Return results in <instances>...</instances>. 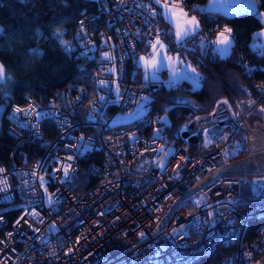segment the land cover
<instances>
[{
  "label": "built area",
  "instance_id": "obj_1",
  "mask_svg": "<svg viewBox=\"0 0 264 264\" xmlns=\"http://www.w3.org/2000/svg\"><path fill=\"white\" fill-rule=\"evenodd\" d=\"M99 1L105 8L102 23L97 25L98 14L90 12L73 29L76 54L95 63L94 84L69 83L64 103L50 98L42 104L26 96L8 107L7 129L21 140L42 136V112L58 131L42 141L37 158L0 163V202H21L13 215L0 211V264H188L218 242L230 249L215 264H255L264 254V222L251 238L243 239V230L248 216H264V175L218 173L198 184L210 170L248 150L241 127L246 113L228 128L211 131L195 152L175 144L161 165L156 162L166 141L143 132L149 116L112 122L150 87L139 67L140 44L164 37L188 47L197 39L211 42L225 27L233 34L231 25L199 22L177 41L161 24L154 0ZM177 1L199 19L202 4ZM251 85L257 104L264 98V76ZM80 121L92 128L80 129ZM86 149L102 153L99 162L88 165L98 179L75 192L70 181ZM242 181L248 184L245 194Z\"/></svg>",
  "mask_w": 264,
  "mask_h": 264
},
{
  "label": "trees",
  "instance_id": "obj_2",
  "mask_svg": "<svg viewBox=\"0 0 264 264\" xmlns=\"http://www.w3.org/2000/svg\"><path fill=\"white\" fill-rule=\"evenodd\" d=\"M205 1L186 0V5L203 4ZM263 1L257 0L259 7ZM90 12L98 14L95 23L101 24L105 8L99 0H0V65L7 77L0 86V163H8L10 160L24 163L37 158L44 149L42 141H49L58 131L51 117L42 112V136L21 140L7 129V110L10 104L22 103L26 96L42 104L48 103L50 98L64 103L65 89L69 83L94 84L90 73L95 63L76 54L73 36L78 18ZM197 13L203 25L216 26L222 22L231 25L233 43L229 50L219 53L211 42L194 41L188 47H176L167 41L170 50H178L182 58L198 70L199 85L192 86L187 78H180L169 85L162 78H147L150 87L145 101L146 109L141 116L128 120L149 116V123L142 129L145 134L156 135L162 141H172L174 144H186L190 152H195L207 141L203 135L204 126L209 127V135L211 131L228 128L234 122L228 116L220 122L212 118L217 110H225L219 106L220 101L225 99L234 104L248 97L256 100L257 94L251 81L264 76V52L252 43L254 30L263 25L262 8L258 11L224 13L203 5L197 9ZM159 16L161 24L169 27ZM139 46V53L148 51V45ZM242 57L246 58V62L244 60L243 63ZM139 67L142 71L141 64ZM247 69L251 71L247 72ZM164 70L162 68L161 71ZM86 100L80 106L79 115L87 106ZM188 101L194 103L195 107ZM257 104L264 105V98ZM163 114L167 116V122H163L160 117ZM195 115L201 116L206 124L202 125L201 132L198 127L189 133L187 125L189 122L194 124ZM80 123L82 130L92 128L88 122ZM246 152L247 148L239 156ZM101 156L102 153L96 149H86L79 153L78 169L70 181L75 192L88 188L98 179L88 165L92 161L99 162ZM240 188L241 194L247 193V181H242ZM17 201L16 198L11 204L0 202V211L13 215V207L21 205ZM263 222V215L248 216L243 239L256 235V228ZM229 249L230 245L218 242L213 250L188 264H215L220 254Z\"/></svg>",
  "mask_w": 264,
  "mask_h": 264
},
{
  "label": "rangeland",
  "instance_id": "obj_3",
  "mask_svg": "<svg viewBox=\"0 0 264 264\" xmlns=\"http://www.w3.org/2000/svg\"><path fill=\"white\" fill-rule=\"evenodd\" d=\"M228 3L229 4L227 6L231 5L230 1ZM263 32H264V28H261V27L254 30L253 33L255 37L252 39V43H254L255 46L262 45L264 47V33ZM256 33H258L259 35L256 36ZM157 39H159V41L166 46L165 54L167 56L176 58L177 62L175 63V66L173 68V66L167 60H163V56H162L161 57V59L163 60L162 66L158 65L156 68L146 69L144 66V62L141 60V57H144L146 60L151 59L153 50L150 45L148 48V51H144V52L141 51L138 54V61L142 67L143 77L144 78H162L163 82L167 85L176 82L180 78H187L188 80L191 81L192 86L199 85L198 70L191 63L183 59L182 56L179 54L178 50L171 51L168 48V42L166 39L164 38H157ZM156 40H154L152 43H155ZM202 41L203 40H201V43ZM162 68H165V70L161 71ZM192 69H195V72H193ZM147 98H148V95L142 96L138 100L137 104L134 105L131 109L127 110L124 113L117 112L113 116L112 122H119V121L124 122L130 119H133L135 117L141 116L146 109L145 101L147 100ZM254 101L255 100L248 97V98L235 101L234 104L233 103L230 104L229 101L222 99L219 103V106L225 108V110H220V111L217 110L216 113L212 114V118H215L217 122H220L221 120L222 121L224 120L222 118H226V116H228V117H231V119H233L234 121H236L239 118L240 114L246 113L244 120H246L249 123L254 120H263L264 119V105L255 104ZM188 102L195 107L194 103L190 101ZM160 117L162 118L163 122H167L168 119L165 114L161 115ZM195 118H196V121H194L193 125L190 122L189 124L187 123L188 124L187 129L189 130V133H192L190 131H192L193 129L195 130L196 128L198 127L200 128L202 127V125L206 124V122H204L201 116L195 115ZM241 127L243 130L244 138L246 142H248V132L245 127V123H243ZM153 131L154 133H156V128H154ZM208 131H209V127L204 126L203 135H204V138H206V140L208 139ZM163 145L164 143H162V146ZM174 148H175V144L172 141L166 142L159 156V159L156 163L158 165H161L164 162V160L168 157L169 153H171L174 150Z\"/></svg>",
  "mask_w": 264,
  "mask_h": 264
},
{
  "label": "water",
  "instance_id": "obj_4",
  "mask_svg": "<svg viewBox=\"0 0 264 264\" xmlns=\"http://www.w3.org/2000/svg\"><path fill=\"white\" fill-rule=\"evenodd\" d=\"M244 123L246 129L249 131L247 152L231 159L223 165L213 168L198 184L218 173L264 175V119L254 120L252 124L244 120ZM201 130L202 127L199 128V132H201ZM186 193L187 192H185L172 207H174ZM164 219L165 218H163L159 225H162ZM255 264H264V254Z\"/></svg>",
  "mask_w": 264,
  "mask_h": 264
},
{
  "label": "crops",
  "instance_id": "obj_5",
  "mask_svg": "<svg viewBox=\"0 0 264 264\" xmlns=\"http://www.w3.org/2000/svg\"><path fill=\"white\" fill-rule=\"evenodd\" d=\"M230 1L231 5L227 6ZM167 2L170 5L171 4H176L179 6V9H182V11L184 13H187V17L186 19H191L192 17H195L196 21L198 22L199 25V19L197 17V15L195 13H193L190 10H187L185 6H182L180 4L179 1L177 0H161V4L159 5H153V8L157 9L159 11V14L161 15L163 21L166 23L167 26H169V30L173 32V34H175L176 32V24H177V15H170L168 18H165V9L162 7V5ZM226 4V5H224ZM205 6V8H209V9H216V10H220L224 13H235L238 11H242V10H261V8H264V1L261 4V6L259 7L257 4V0H206L203 4ZM262 20H263V25L261 28H264V14H262ZM229 30L228 28H223L222 30L219 31V33L217 34V36L211 41V45L214 49H216L219 53H226L231 44L233 43V36L232 34H230L229 31H225V30ZM260 31V30H259ZM221 33H224L225 36H227L228 38V43L224 44V43H219L218 41L220 39H222L221 37ZM260 33V32H259ZM264 33V32H263ZM254 34V33H253ZM259 34L256 33V36H258ZM255 37V35H254ZM197 43H201V41L196 40ZM203 43V42H202ZM254 45V43H253ZM255 46V45H254ZM257 47H259L262 52H264V47L262 45H258ZM173 51V50H171Z\"/></svg>",
  "mask_w": 264,
  "mask_h": 264
},
{
  "label": "snow or ice",
  "instance_id": "obj_6",
  "mask_svg": "<svg viewBox=\"0 0 264 264\" xmlns=\"http://www.w3.org/2000/svg\"><path fill=\"white\" fill-rule=\"evenodd\" d=\"M155 4H161V0H154ZM162 7L165 9V18H168L170 15H177V24H176V40L180 41L186 36L192 34L196 28H198V22L196 21L195 17H192L191 19H186L187 13H184L182 9H179V6L176 4H169L165 2ZM229 31V30H225ZM159 35V34H158ZM222 39H220L219 43H228L227 36L224 35V33H221ZM153 53L150 60H146L144 57H141V60L144 62V66L146 69L149 68H156L158 65L162 66L163 60H167L174 68L176 61V58H173L171 56H167L165 54V48L166 46L162 44L159 39L156 40L155 43L151 44ZM163 56V60L161 57ZM193 72H195V69H192ZM147 75V73H146ZM7 80L5 70L2 65H0V86ZM226 103V101H225ZM16 111H21V109H16ZM65 175H67V168H65Z\"/></svg>",
  "mask_w": 264,
  "mask_h": 264
},
{
  "label": "flooded vegetation",
  "instance_id": "obj_7",
  "mask_svg": "<svg viewBox=\"0 0 264 264\" xmlns=\"http://www.w3.org/2000/svg\"><path fill=\"white\" fill-rule=\"evenodd\" d=\"M253 123V121L252 122H250V124H252ZM247 132H248V134H249V131L247 130Z\"/></svg>",
  "mask_w": 264,
  "mask_h": 264
}]
</instances>
